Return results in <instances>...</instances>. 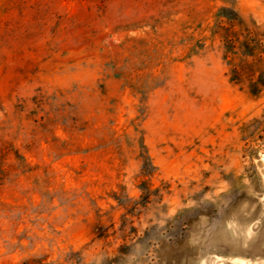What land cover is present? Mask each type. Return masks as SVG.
I'll use <instances>...</instances> for the list:
<instances>
[{"label": "rangeland", "instance_id": "rangeland-1", "mask_svg": "<svg viewBox=\"0 0 264 264\" xmlns=\"http://www.w3.org/2000/svg\"><path fill=\"white\" fill-rule=\"evenodd\" d=\"M0 264H264V0H0Z\"/></svg>", "mask_w": 264, "mask_h": 264}]
</instances>
